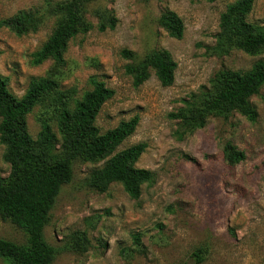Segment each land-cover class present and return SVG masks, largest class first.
<instances>
[{
  "label": "rangeland",
  "instance_id": "obj_1",
  "mask_svg": "<svg viewBox=\"0 0 264 264\" xmlns=\"http://www.w3.org/2000/svg\"><path fill=\"white\" fill-rule=\"evenodd\" d=\"M58 1L0 0V72L19 97L32 77L54 71L52 59L34 64L32 54L50 35L56 17H48L37 32L21 36L1 20L20 10L46 14ZM232 1L90 2L87 18L95 27L70 40L66 63L58 67L57 76L63 89L76 90L75 97L91 88L94 75L114 89L96 123L106 131L138 115L136 130L117 151L146 142L136 166L154 171L155 180L143 185L138 199L119 183L98 192L86 178L105 160H76L74 177L63 186L45 229L47 240L59 249L52 264H264V85L251 97L258 112L254 121L233 112L228 118L212 116L203 128L179 135V120L170 116L192 93L208 86L218 70H248L264 58L238 49L216 53L220 16ZM169 9L184 21L181 38L170 36L158 21ZM100 10L117 16L114 29L98 30ZM248 20L264 26V0H255ZM123 49L139 57L168 49L177 62L174 82L164 86L152 72L142 84L134 85L126 72L131 60L122 55ZM41 109L38 105L28 115L33 136L40 129ZM228 143L244 150L246 158L229 164L224 158ZM4 152L0 142V175L8 176L11 166ZM84 233L89 240L85 250L66 247L71 235ZM136 234L141 244L135 243ZM0 237L22 243L27 235L0 216ZM198 247L204 251L200 263L193 257ZM0 264L9 262L0 257Z\"/></svg>",
  "mask_w": 264,
  "mask_h": 264
},
{
  "label": "trees",
  "instance_id": "obj_2",
  "mask_svg": "<svg viewBox=\"0 0 264 264\" xmlns=\"http://www.w3.org/2000/svg\"><path fill=\"white\" fill-rule=\"evenodd\" d=\"M91 1L61 0L49 6L46 14L20 10L1 20L3 26L21 36L37 32L48 17H56L50 35L32 54L34 64L52 59L54 71L32 77L20 97L10 89L8 77L0 72V142L5 145L4 159L11 166L8 176L0 175V216L27 235L22 243L0 237V257L9 264H52L55 260L59 249L47 240L45 229L63 186L74 177L76 160H105L86 178L87 185L98 192H106L112 183H119L131 198L138 199L143 185L155 180L154 171L136 166L147 147L146 142L117 151L136 130L138 115L121 120L106 131L96 123L102 106L114 96V89L94 75L90 80L91 88L81 97H75L76 90L63 89L57 76L58 67L66 63L70 40L95 27L87 18ZM254 3L255 0H234L227 5L220 16L214 48L217 54L233 49L250 55L264 54V26L248 20ZM97 16L98 30L116 27L118 18L112 11L100 10ZM158 21L170 36H183L184 21L174 10L164 11ZM122 55L131 60L126 72L132 75L136 86L146 81L152 72L164 86L175 80L177 62L168 49L152 50L142 57L123 49ZM263 85L264 58L248 70L220 69L208 86L192 93L170 116L179 120V135L203 128L212 116L228 118L233 112L254 121L258 112L251 97L259 94ZM38 105L42 108L37 116L40 129L33 136L28 115ZM224 158L229 164H237L246 158V153L228 143L224 147ZM70 238L66 247L78 251L87 248L89 240L85 233L83 236L73 234ZM134 240L141 244L139 234ZM193 257L200 263L204 259L203 248L194 250Z\"/></svg>",
  "mask_w": 264,
  "mask_h": 264
}]
</instances>
